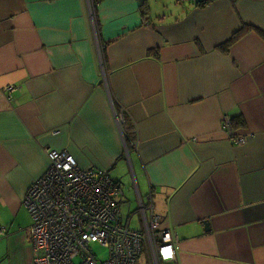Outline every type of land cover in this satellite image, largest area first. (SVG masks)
I'll return each mask as SVG.
<instances>
[{"label":"crops","instance_id":"1","mask_svg":"<svg viewBox=\"0 0 264 264\" xmlns=\"http://www.w3.org/2000/svg\"><path fill=\"white\" fill-rule=\"evenodd\" d=\"M47 149L152 204L174 264H264V0H0V264H33Z\"/></svg>","mask_w":264,"mask_h":264},{"label":"built area","instance_id":"2","mask_svg":"<svg viewBox=\"0 0 264 264\" xmlns=\"http://www.w3.org/2000/svg\"><path fill=\"white\" fill-rule=\"evenodd\" d=\"M122 112L117 118L124 124ZM46 152L50 166L24 201L33 220V264H141L143 257H149V264L176 263L175 236L162 225L152 204L139 199L142 229L133 228L130 201L109 171L82 168L67 151ZM6 234L0 226V238Z\"/></svg>","mask_w":264,"mask_h":264},{"label":"rangeland","instance_id":"3","mask_svg":"<svg viewBox=\"0 0 264 264\" xmlns=\"http://www.w3.org/2000/svg\"><path fill=\"white\" fill-rule=\"evenodd\" d=\"M38 180V179H37ZM36 180V181H37ZM35 181V182H36ZM125 196H126V198L130 201V204H131V213H133L134 214V219H133V222H132V227L133 228H136V229H138V230H141L142 229V225H141V217H140V215H139V213L137 212V209H138V207H139V205H138V203H137V199H136V195L134 194V192H131V191H126V193H125ZM29 216H30V214H29ZM30 219H31V224H30V226H32L33 225V220H32V218H31V216H30ZM96 248V250L99 252V254L100 255H102L101 256V258H105L106 257V252L105 251H103L101 248H99V247H95ZM143 259V258H142ZM141 264H146L144 261H142V263Z\"/></svg>","mask_w":264,"mask_h":264},{"label":"trees","instance_id":"4","mask_svg":"<svg viewBox=\"0 0 264 264\" xmlns=\"http://www.w3.org/2000/svg\"><path fill=\"white\" fill-rule=\"evenodd\" d=\"M130 138V137H129Z\"/></svg>","mask_w":264,"mask_h":264}]
</instances>
